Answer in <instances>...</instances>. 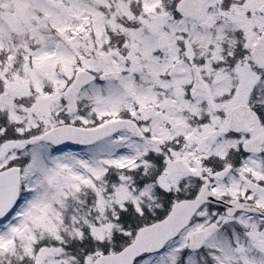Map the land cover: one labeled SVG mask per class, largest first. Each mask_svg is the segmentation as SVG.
<instances>
[{"label": "snow or ice", "instance_id": "snow-or-ice-1", "mask_svg": "<svg viewBox=\"0 0 264 264\" xmlns=\"http://www.w3.org/2000/svg\"><path fill=\"white\" fill-rule=\"evenodd\" d=\"M0 264H264V0H0Z\"/></svg>", "mask_w": 264, "mask_h": 264}]
</instances>
